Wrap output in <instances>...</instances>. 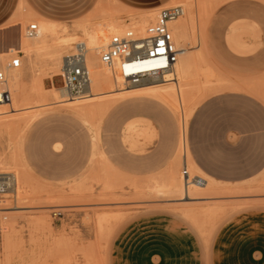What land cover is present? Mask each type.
<instances>
[{
	"label": "rangeland",
	"instance_id": "rangeland-1",
	"mask_svg": "<svg viewBox=\"0 0 264 264\" xmlns=\"http://www.w3.org/2000/svg\"><path fill=\"white\" fill-rule=\"evenodd\" d=\"M189 1L0 0V47L6 51L1 60L20 56L24 89L30 91L41 79L44 96L53 102L48 90L63 87L61 75L53 76L58 65L49 54L57 41L71 38L66 54L72 55L92 28L150 14L149 25L164 4L187 10ZM241 1L193 0L194 18L185 23V41L178 46L188 48L195 61L187 77L178 80L182 90L168 103L152 93L124 97L108 91L76 101L61 96V105L45 110L31 98L27 111H19L22 106L0 116V174L15 175L19 182L17 191L13 187L0 195V264H117L113 252L121 239L149 227L191 236L201 251L198 264H210L209 251L222 227L264 212V172L235 184L204 176L208 186L192 203L164 187L172 177L183 183L184 158L190 174L203 176L186 139L197 104L224 91H244L264 101V16L257 6H264V0H247L253 4L248 10L231 8ZM39 20L54 22L57 34L47 49L29 55L13 38L17 33L29 41L26 29ZM234 57L241 61L231 63ZM153 106L172 117L176 143L165 141L157 124L147 119L148 109V116L158 114ZM162 158L164 165L154 161Z\"/></svg>",
	"mask_w": 264,
	"mask_h": 264
},
{
	"label": "crops",
	"instance_id": "crops-1",
	"mask_svg": "<svg viewBox=\"0 0 264 264\" xmlns=\"http://www.w3.org/2000/svg\"><path fill=\"white\" fill-rule=\"evenodd\" d=\"M252 5L243 0L231 8L248 10ZM257 6L264 16V6ZM240 61L234 57L230 62ZM153 111L158 114L148 116V109L147 119L157 124L165 141L176 143L177 126L172 117L155 106ZM186 139L195 168L203 175L197 176L223 184L259 176L264 172V101L244 91L210 95L192 110ZM182 142L186 153L185 130ZM154 161L164 165L166 160ZM1 251L0 235V254ZM113 253L117 264H198L197 256L201 255L186 233H172L164 228L155 231L151 227L131 233L130 239H121ZM209 256L210 264H264V212L228 222L217 233Z\"/></svg>",
	"mask_w": 264,
	"mask_h": 264
},
{
	"label": "bare ground",
	"instance_id": "bare-ground-1",
	"mask_svg": "<svg viewBox=\"0 0 264 264\" xmlns=\"http://www.w3.org/2000/svg\"><path fill=\"white\" fill-rule=\"evenodd\" d=\"M169 5L170 4H164L163 6L167 7ZM149 15H146V16L139 15L140 17L132 16L131 18H127V19L121 18V20L117 19L118 21L116 20L109 21L105 25L102 24L103 26L100 28L96 27V28H92L88 30L87 31V42L86 43L81 42L79 44L75 43V45L77 44L76 52L73 53L72 55L66 54L68 52L67 48L74 43V41H72L71 38H63L62 40L57 41L54 44L52 49H50L49 54L51 56L50 60L55 62L58 65V69H57L58 71L57 73H54L53 76L62 75L61 66L63 63H65L64 68H63V72H64V70L66 69L68 65L80 63L83 60L85 61L86 66L90 71V83L84 87L81 96L70 98L72 101H76L77 99H86L89 97L94 98L96 95L100 93H105L108 91H118V93L124 97L133 96L138 93H145V94L152 93V95H154L155 97L159 98L160 100L164 102H167L168 99L175 98L174 96L175 91L177 93H180L182 89L180 87V83L178 82V80L184 77H187V74L189 72L188 67L191 63H193V61H195L194 57L193 59L190 60V56L188 55L191 54V52L188 48L184 46V44H183L184 47H182L183 51L181 54V59L176 65V68L173 73H169L168 75L164 77V79L158 78V79L144 80L140 84H136V85L133 84V85L125 87L122 81L118 80L113 74L111 75L109 69H107L100 61L101 51L105 47L106 43L108 44L109 42L107 41L108 33L112 35L119 34V33L124 32L128 28H132V29H135L137 33L142 34L144 33L146 27L148 26L146 24H148L147 21H148ZM190 18L192 19L194 18L193 0L189 1V7L187 8V10L184 9L183 15L171 23V25H173L171 29L173 31L175 40L178 45L181 42L185 41V37H186L185 31H184L185 23ZM38 26H39L38 35L32 38H29V37L26 38V39H29V41L31 40L30 42L21 41L20 36L17 33L15 34L13 38V43L16 46H20V47L22 45V48L24 49V51L28 53L29 55H33V54H36L38 51L47 49L49 40L57 34V27L54 22H51L48 20H39ZM74 39L76 38H73V40ZM5 52H6L5 48L0 47V59L3 58V56L5 55ZM94 53H98L99 56H96L95 58L93 56ZM206 72L208 73L207 70L205 71V74ZM47 76L48 75H46V77ZM207 76L209 78L210 74L208 73ZM23 82H24V79L21 74V71L19 69L12 70L10 73V77H9V88L11 85L13 96L11 95L10 101L7 102L3 99L2 94L0 92V116H5L7 114L17 112L19 107L27 106V101L31 98L36 99L38 102L37 108L39 110L40 108L43 110L44 107L48 108L49 106L54 105V104L61 105L62 103V101L60 100L61 96L67 95L62 88H52L48 90V93L52 94L54 101L50 102L49 99H47L43 94V91L45 89L43 88L41 79L37 80L36 83H34V86L31 88L30 91H26L27 89L26 90L24 89ZM9 108L10 110H8ZM48 109H51V108L49 107ZM27 110H28V107H25L19 111H27ZM89 110L87 111L89 112ZM82 112H84V110ZM178 179L175 177H172L171 182L169 184L164 185V187L167 188L168 193L180 196V200H182L185 203H192V202L197 201V199H200V198H197V194L199 190L200 189L203 190L208 186V180L201 178V177L197 178V176H194L193 174H190V173H189L188 179L185 177H182L183 183H181V181ZM10 182L15 189L18 188L17 185L19 182L16 181L15 175H12L10 177ZM156 190H158L159 192L163 191L162 189H156ZM15 209L19 210L20 207H16ZM18 210H14V211H18ZM190 215L192 214L190 213ZM190 215L188 214V217Z\"/></svg>",
	"mask_w": 264,
	"mask_h": 264
},
{
	"label": "built area",
	"instance_id": "built-area-1",
	"mask_svg": "<svg viewBox=\"0 0 264 264\" xmlns=\"http://www.w3.org/2000/svg\"><path fill=\"white\" fill-rule=\"evenodd\" d=\"M182 5L160 9L154 22L150 23L144 33L128 28L122 33L113 34L100 54L101 63L124 85L140 84L144 80L158 79L173 73L183 49L175 40L171 23L182 16ZM39 26L30 24L26 29L29 38L37 36ZM20 56L9 62L0 59V92L5 101L11 99L9 77L12 70L21 67ZM65 93L73 97L82 95L86 85L90 83V71L83 60L68 65L61 75ZM183 177H189L186 158H184ZM11 174H0V195H7L13 190L10 182Z\"/></svg>",
	"mask_w": 264,
	"mask_h": 264
}]
</instances>
